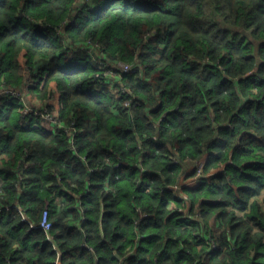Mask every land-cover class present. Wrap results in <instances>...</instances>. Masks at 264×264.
<instances>
[{
    "label": "trees",
    "instance_id": "16d2710c",
    "mask_svg": "<svg viewBox=\"0 0 264 264\" xmlns=\"http://www.w3.org/2000/svg\"><path fill=\"white\" fill-rule=\"evenodd\" d=\"M0 264H264V0H0Z\"/></svg>",
    "mask_w": 264,
    "mask_h": 264
},
{
    "label": "built area",
    "instance_id": "2783aa9c",
    "mask_svg": "<svg viewBox=\"0 0 264 264\" xmlns=\"http://www.w3.org/2000/svg\"><path fill=\"white\" fill-rule=\"evenodd\" d=\"M119 67L121 68H127L129 67V65L125 64V63H122V62H118L117 64ZM46 117H51L48 113H46V115H44ZM53 121H55V119L53 118L52 119ZM201 165V164H200ZM50 225H51V222L49 221L48 219V212L47 210L45 209L43 211V214H42V218L40 220V223H39V226L42 227L44 230L48 231L49 228H50Z\"/></svg>",
    "mask_w": 264,
    "mask_h": 264
},
{
    "label": "rangeland",
    "instance_id": "374dc122",
    "mask_svg": "<svg viewBox=\"0 0 264 264\" xmlns=\"http://www.w3.org/2000/svg\"><path fill=\"white\" fill-rule=\"evenodd\" d=\"M123 63V62H122Z\"/></svg>",
    "mask_w": 264,
    "mask_h": 264
}]
</instances>
